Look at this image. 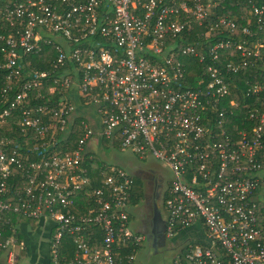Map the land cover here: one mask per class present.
<instances>
[{
	"label": "built area",
	"instance_id": "built-area-1",
	"mask_svg": "<svg viewBox=\"0 0 264 264\" xmlns=\"http://www.w3.org/2000/svg\"><path fill=\"white\" fill-rule=\"evenodd\" d=\"M222 1L0 0V22L7 25L0 70L20 83L0 111V224L10 232L0 229L4 264H18L24 247L11 215L50 224L51 264H137L144 237L129 229L126 211L133 178L102 164L94 185L84 162L97 135L171 170L163 197L166 236L197 223L205 234L204 243L185 244L173 264H264V45L250 28L253 22L264 31V4L239 0L250 5L240 18L251 45L222 38L202 50L187 42L205 24L234 34L235 20L209 21ZM46 46L55 52L50 72L28 59ZM225 50L237 59L218 66ZM206 55L211 64H204ZM193 62L200 72L191 87L186 70ZM253 64H261V75L245 89V124L229 129L228 118L241 109L229 80ZM32 91L45 104L26 106ZM75 95L96 107L100 131L82 117L83 135L69 149ZM14 122L20 137L6 134Z\"/></svg>",
	"mask_w": 264,
	"mask_h": 264
},
{
	"label": "trees",
	"instance_id": "trees-1",
	"mask_svg": "<svg viewBox=\"0 0 264 264\" xmlns=\"http://www.w3.org/2000/svg\"><path fill=\"white\" fill-rule=\"evenodd\" d=\"M252 3L256 5H262L264 4V0H251ZM249 4L246 1H239V0H223L222 3H220L216 9H214L209 16V21L211 23L215 22L217 17H227L235 20L237 29L235 30L234 34H231L228 32V30H214L209 31L205 24L202 27H195L193 29V33L188 36L187 42H197L199 44H202L201 49L205 50L206 48L214 45L218 40L220 39H229L233 41L234 43L238 41H244L247 40L248 44L251 45L254 43V39H249L246 36H244L241 33V28L246 26L247 21L245 19H241L240 16L248 12L249 10ZM248 24V23H247ZM251 30L256 31V35L258 36V39L262 40V44L264 45V31H259L257 26L252 22L250 23ZM7 32V25L3 22H0V34H6ZM204 34V36H201L197 40V35L200 36L201 34ZM205 34H207L205 36ZM198 46V45H197ZM200 50V48H199ZM261 55H263V62H264V46L261 49ZM55 58V52L51 46H46L43 48V51L36 55H29L28 59L30 60L31 66H33L35 69L39 71H47L50 72L52 70V63L54 62ZM218 66H223L227 62L236 61L237 55H235L234 50H225L221 54V57ZM211 64L210 58L206 55L204 64ZM214 66V65H213ZM217 66V67H218ZM199 66L195 64L194 62L188 66L186 70V74L188 75L186 83L189 86H195L198 82L199 77ZM261 75V64H253L252 66H248L242 69L241 72L232 75L230 78L231 82V95L232 98H234L237 103H239L240 108L239 111H237L232 117L228 118V128L231 129L233 125L243 126L245 122H243V114H244V106L248 104L249 99L245 96V89L248 85L252 84L255 80H259ZM50 78L51 74H49V79L45 80L44 84L40 88L42 95H46V89L47 86L50 84ZM9 86H11V89H9ZM20 83L19 80H13L12 82H9L5 79V75L3 71L0 70V111H2L6 106L11 102V100L14 98V96L19 92ZM2 91L6 93V97L2 96ZM47 97V96H46ZM56 99V98H55ZM45 104V101L41 98H35V91H32L29 95V99L27 100L26 106H38ZM14 118L17 119L19 117V112H15L13 114ZM81 122V117H77L73 120L72 126L70 129V132L68 134V138L66 140V144L71 149V147H75L77 144V141L82 137L83 131L79 128ZM247 125V123H246ZM11 129H8V132H6L7 135H20L19 128L14 125L10 127ZM20 137V136H19ZM105 142V141H104ZM107 143V142H105ZM96 158L92 157L91 160L85 161L84 164L86 167H88V170L90 174L94 175L97 179V182L94 184L95 186H99V176L97 177V173L99 170V165L97 161H95ZM133 195L131 198L132 203H138L141 200V187L138 184V181L136 179H133ZM264 212V211H263ZM5 218V217H4ZM13 216L11 215L9 219L13 221ZM0 229L2 230L4 236L8 235L9 227L8 226H1ZM66 246L68 247L67 254L70 256L73 252V246L72 244L66 240ZM2 256V252L0 251V257Z\"/></svg>",
	"mask_w": 264,
	"mask_h": 264
},
{
	"label": "crops",
	"instance_id": "crops-1",
	"mask_svg": "<svg viewBox=\"0 0 264 264\" xmlns=\"http://www.w3.org/2000/svg\"><path fill=\"white\" fill-rule=\"evenodd\" d=\"M73 103L75 105V116L74 117H84L89 124L92 126L93 130L98 134L99 130V118L96 112V107H85L82 105L81 100L78 98V96L73 97ZM85 108L90 109L91 111L89 113L85 112ZM81 113V115H79ZM94 114V116L92 115ZM115 148H118L117 146H112L111 144L105 143L102 141L98 135L96 137H93L86 147V152L93 158L95 157L97 160H100L98 156H103L106 159L112 154L113 150ZM98 153L100 155H98ZM264 199V192L262 197L260 196V199ZM140 203V202H139ZM139 203H132L130 202L127 208H132L133 210V220L131 219L130 214H128L129 218V224L134 222V226L136 228L135 233H140V220H144L146 223V226L148 228V231L151 230V228L154 225V216L148 215L145 216V213L141 207H139ZM137 216L139 218V221L137 220ZM164 216V212H163ZM13 221L10 220V223L16 230V236L19 241H21L24 245L22 248L23 252L25 253V257H22L23 263L21 259L19 258L18 264H51L49 259V248H48V239L50 237L49 229L50 224L45 221H33V220H26V219H20L15 216H13ZM182 240H185L183 243ZM174 245L176 247H179L182 245L181 250L183 246L187 243L190 244H202L205 242V234L203 227L197 223L193 226H190L186 229H183L177 236L176 239L173 240ZM19 251L18 252H22ZM25 260V261H24ZM0 264H4V254L2 253V256L0 257Z\"/></svg>",
	"mask_w": 264,
	"mask_h": 264
},
{
	"label": "flooded vegetation",
	"instance_id": "flooded-vegetation-1",
	"mask_svg": "<svg viewBox=\"0 0 264 264\" xmlns=\"http://www.w3.org/2000/svg\"><path fill=\"white\" fill-rule=\"evenodd\" d=\"M133 177L138 181L141 187V200L138 202L143 209L145 216H154V225L150 231L146 226L144 220H140V233L144 240L142 243L148 244L150 251L154 254L160 248L171 249L168 245L169 238L165 234V218L163 216V197L164 193L169 187L170 181L164 178V175L153 168L135 167ZM137 220L139 218L137 216ZM176 239V237L172 238ZM185 243V240H182ZM185 241V242H184ZM174 243V241H173Z\"/></svg>",
	"mask_w": 264,
	"mask_h": 264
},
{
	"label": "rangeland",
	"instance_id": "rangeland-1",
	"mask_svg": "<svg viewBox=\"0 0 264 264\" xmlns=\"http://www.w3.org/2000/svg\"><path fill=\"white\" fill-rule=\"evenodd\" d=\"M84 110L87 113L91 111L88 108H85ZM79 115H81V113ZM92 115L94 116L93 113ZM98 155L100 154L98 153ZM98 157L100 160L96 159L95 161H97L99 165L103 164L119 167L128 175H130L133 179H135L133 177V173L135 172L134 168L140 166L145 168H153L160 171L167 181H171L173 178L171 170L161 160H158L152 156H148L146 159L141 160L128 149L121 150L120 148H115L112 154L107 159L103 156ZM127 212L130 214L131 219L133 220L132 208L128 207ZM129 229L132 232H136V228L134 226L133 221L131 224H129ZM173 240L174 239L168 240L167 243L169 245V248L174 244ZM181 247L182 245H180L179 247L173 246L171 249H164V247H162L160 248V250L153 254L150 251L148 244L145 245V243H142L140 245V249L136 252L137 264H173L175 257H177L181 253ZM22 257H25V253L23 251L19 252L18 254V258L21 259ZM21 261L23 263V259H21Z\"/></svg>",
	"mask_w": 264,
	"mask_h": 264
}]
</instances>
